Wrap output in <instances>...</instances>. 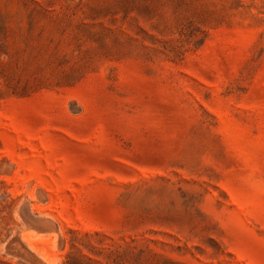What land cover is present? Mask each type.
<instances>
[{
    "label": "rangeland",
    "instance_id": "rangeland-1",
    "mask_svg": "<svg viewBox=\"0 0 264 264\" xmlns=\"http://www.w3.org/2000/svg\"><path fill=\"white\" fill-rule=\"evenodd\" d=\"M0 264H264V0H0Z\"/></svg>",
    "mask_w": 264,
    "mask_h": 264
}]
</instances>
